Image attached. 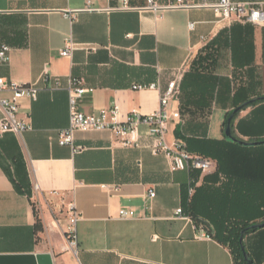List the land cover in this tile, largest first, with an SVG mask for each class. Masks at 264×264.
<instances>
[{
	"label": "crops",
	"instance_id": "1",
	"mask_svg": "<svg viewBox=\"0 0 264 264\" xmlns=\"http://www.w3.org/2000/svg\"><path fill=\"white\" fill-rule=\"evenodd\" d=\"M148 1L129 0L132 8H124L121 0H0V46L11 47L0 77L39 88L18 113L31 129L0 137V254L51 253L54 264L237 263L221 242L219 210L264 207L229 172L225 120L264 96V24L222 19L213 7L221 0L157 11ZM230 1L264 8V0ZM71 38L76 49L62 56ZM176 77L180 93L169 109L181 118L169 123L168 144L180 140L217 168L220 161L222 171L173 170L169 155L153 151L144 123L128 145L109 130L77 131L73 146L60 144L70 123L71 79L86 89L77 101L82 112L117 104L121 120L156 111ZM231 127L242 141H264V102L241 110ZM231 175L244 185L238 198L231 197L235 189H222ZM72 207L79 215L76 249L66 235ZM122 208L136 215L122 219ZM202 231L208 236L199 237ZM244 244L253 264H264V227L246 234Z\"/></svg>",
	"mask_w": 264,
	"mask_h": 264
},
{
	"label": "built area",
	"instance_id": "2",
	"mask_svg": "<svg viewBox=\"0 0 264 264\" xmlns=\"http://www.w3.org/2000/svg\"><path fill=\"white\" fill-rule=\"evenodd\" d=\"M124 8L130 7L129 0H121ZM199 6L193 0H175L165 5H160L154 0H149L146 6L149 9L163 10L167 8H192ZM217 14L226 20H231L233 16L236 20L250 22L254 24H264V8L261 6L250 5L247 3L232 2L230 0H221L220 3L213 6ZM89 9V8H88ZM194 23L190 24V28L194 29ZM76 49V43L73 39H67L65 47L60 54L70 57ZM11 47L8 44L0 46V63L7 64L10 61ZM48 71L46 70L47 74ZM55 86L60 87L59 79H55ZM151 88L157 85H150ZM142 86H134V89H141ZM70 93V123L66 129L59 132V142L61 145L74 144V135L77 131H103L109 130L117 137L121 138L125 145L134 142V135L137 133L138 124L144 123L149 127V134L154 137L153 151L155 153L164 152L169 155L173 161V170L178 169H198L203 172H212L216 170L217 163L211 158L200 154L191 153L186 150L185 144L180 140H175L172 145L168 144L167 134L169 123L173 120L181 118L179 110H170V102L180 93L179 77L172 79L168 83L167 89L160 96L159 108L153 113L141 115L137 111H133L123 119L119 120V106L115 104L110 109H104L97 113L87 114L82 112L77 104L79 98L85 93L86 89L81 86V82L77 79H71L69 85ZM10 93L9 97L0 98V106L4 111V115L0 120V137L9 131L22 134L26 130L31 129V125L18 117L23 99L37 100L39 88L36 83L24 84L8 80L0 77V93ZM38 189V186H36ZM150 196H155V192L151 191ZM136 215L135 211L130 208H122L119 217L122 219H130ZM183 209H177L176 216H183ZM78 213L72 207V213L69 217V224L66 235L69 245L72 249H76L78 245L77 221ZM205 231H202L199 237H207Z\"/></svg>",
	"mask_w": 264,
	"mask_h": 264
},
{
	"label": "trees",
	"instance_id": "3",
	"mask_svg": "<svg viewBox=\"0 0 264 264\" xmlns=\"http://www.w3.org/2000/svg\"><path fill=\"white\" fill-rule=\"evenodd\" d=\"M262 102H264V96L245 101L242 105L238 106L237 108H240L241 111ZM239 112L234 113L233 110L227 114L225 120V129L227 127L230 116L234 114L231 123V126H233V121L238 116ZM232 134L233 136H235L233 130ZM226 138L228 142L232 145L230 148H227L224 152V157L227 160L226 164L229 166V172L232 171L234 175H239V182H244L246 191L244 195L246 197L251 198L252 200H257V202L259 201V206L264 207V141H260L261 143H259L258 145H251L242 143V140L237 136H235V139H229L228 137ZM185 147L187 151L193 153L188 149L187 144L185 145ZM260 157H262V160H260ZM218 169L221 171L223 170L220 161L219 168H217V170ZM233 177H235L234 180L229 178V183L226 184V186H223L222 189L224 192H227L232 188L235 189V193L230 196L232 198H238L242 196L239 191L244 188V185L238 184V178L236 176ZM223 196L227 197V194H224ZM240 214H244V217L241 218ZM218 215L219 219L222 221V224L225 226V235L224 238L221 239V242H223L224 244H229L231 246L235 259L237 261L236 264H248L244 257L240 238L242 236V232H245V236L246 234L256 230L253 228V225L258 223L257 221H255V218H258L259 216L264 218V209H251L244 211L231 209L229 211H224L221 209L219 210ZM263 222L264 219H262L260 223ZM37 228L40 229L39 219L37 220ZM243 246L245 247L244 240Z\"/></svg>",
	"mask_w": 264,
	"mask_h": 264
},
{
	"label": "water",
	"instance_id": "4",
	"mask_svg": "<svg viewBox=\"0 0 264 264\" xmlns=\"http://www.w3.org/2000/svg\"><path fill=\"white\" fill-rule=\"evenodd\" d=\"M239 111H240V108H236L234 110V113L239 112ZM233 117H234V114L230 116L227 127L225 129L226 136L231 139H235V137L232 134V127H231ZM242 143L259 144L261 142L248 143V142L242 141ZM262 227H264V222L256 223L253 225L254 229H258ZM244 233L245 232H242V236L240 238V242L242 244V249L244 252V257L248 264H253V262L249 259V256L245 250V247L243 246ZM0 264H54V261H53V256L51 253L0 254Z\"/></svg>",
	"mask_w": 264,
	"mask_h": 264
}]
</instances>
